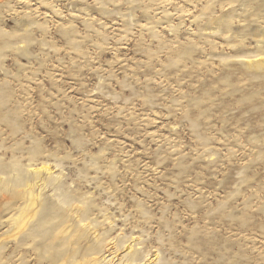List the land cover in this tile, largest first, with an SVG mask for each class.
I'll return each mask as SVG.
<instances>
[{"label": "clouds", "instance_id": "9594fccd", "mask_svg": "<svg viewBox=\"0 0 264 264\" xmlns=\"http://www.w3.org/2000/svg\"><path fill=\"white\" fill-rule=\"evenodd\" d=\"M123 3L124 0H107L100 7H118ZM130 3L141 14L160 13L165 17L183 16L192 17L193 20L203 19V12L209 10L205 8L197 12L195 8L191 11L181 9L175 0H130ZM173 5L179 10L169 11ZM229 9L237 10L234 22L243 23L241 18L248 14L244 0H226L220 6L221 12ZM42 27L45 31H51L47 26ZM206 43L207 47L197 44L191 37L178 38L173 25L159 19L156 22L140 20L136 24L130 20L127 24L121 21L114 27L96 14L85 20L83 28L68 25L64 28V35L57 33L49 39L8 32L0 35V124L7 127V130L0 128V161L4 165V177L0 181V218L13 211V202L23 190L12 171V162L16 159L24 162H54L49 164V181L59 175L62 190L73 199H79L89 189L94 192L101 183H104L107 192L116 195L113 186L120 189L121 184L117 181L118 178L122 181L123 173L130 172L137 165L147 167L139 159L133 160L136 153L124 150L122 142L117 141L114 146L123 157L120 161L123 167L113 165L102 171L85 161L79 152L73 151L70 142L65 145L70 155L64 152L55 156L47 155L55 150V145L45 143V154L36 157L32 154L34 137L43 136L49 124L70 123L79 119L88 120L93 131L99 133V140L112 144V138L99 132L96 124L103 123L105 118L154 123L148 113L141 110L147 106L151 113L162 115L167 111L169 121L164 128L168 129L169 134L162 138L156 137L154 133L145 135L154 136L156 148L168 143L169 150L177 154L172 167L177 166L175 161L187 158V162L181 166L191 168L198 178L197 182L185 183L183 187L176 183L163 188L156 185L163 196L158 197L160 207L155 212L152 211L153 205L142 198L153 195L143 186L136 188V193L141 195L133 193L130 196L135 203L142 202L149 207L154 220L158 222L153 242L159 249L160 264H264V154L256 153L252 147L255 141L245 143L236 133L224 135L221 128H215V125V132L210 133L209 139L215 140L216 133H219L223 141L221 148L214 150L215 157L211 160L206 153L198 151L199 137L193 139L195 147L191 148L181 138L182 133L187 134L192 130L186 106L192 94L179 87L188 82L189 75L185 79L180 77L181 73H188L185 67L192 68L196 63L190 55L185 59L184 50L195 45L207 57L209 49L215 51L219 45L215 41ZM120 49L125 50L123 56L117 55ZM129 52L132 54L129 55ZM103 53L114 57L107 59V64L120 62L121 68L128 67L132 72L144 73L143 79L131 76L130 81L129 72H124L123 78H119L115 76V69H101L99 60ZM174 56H180L182 60H174ZM258 59L264 61V55ZM85 70L107 72L108 77L114 79L115 85L121 88H133L134 84L146 83L167 85L173 89V97L167 103L151 104L145 97L139 96V109L135 105L129 107L127 99L123 104H117L120 96L108 77L100 76L94 86H86L80 82L83 80L80 73ZM68 77L77 82L73 83ZM170 80L175 83L169 84ZM106 83L112 88V94L105 93L102 86ZM190 87L195 88L193 84ZM95 94L112 101V104L108 105L99 99L92 102ZM224 94L218 93L220 96ZM216 98L209 97L200 103L210 104ZM210 111V107L205 108L201 115ZM21 117L25 118L23 130L17 123ZM212 119L213 115H207L205 123ZM117 130L122 131L119 125ZM4 140L10 142L5 144L2 142ZM232 141H235L234 145ZM234 161L238 166L232 179L221 188L220 181L224 176L221 170ZM153 171L158 176L164 175L158 166ZM90 172L95 174L90 175ZM101 176L104 180H100ZM212 182L215 184L209 188ZM186 184H191V187H186ZM169 188L173 190L169 191ZM194 214H197L195 223ZM17 235L21 239L17 240ZM3 240L6 244L9 240L15 241V247L8 245L12 255L5 257L3 264H27L32 253L36 254L33 264H61L59 257L48 250L44 237L37 230L25 229L16 235L6 230ZM17 252H20L19 256Z\"/></svg>", "mask_w": 264, "mask_h": 264}, {"label": "rangeland", "instance_id": "374dc122", "mask_svg": "<svg viewBox=\"0 0 264 264\" xmlns=\"http://www.w3.org/2000/svg\"><path fill=\"white\" fill-rule=\"evenodd\" d=\"M106 2L107 0H0V35L8 32L49 39L57 33L64 35V28L68 25L83 28L85 20L96 14L114 27L121 21L127 24L130 20L136 24L140 20L156 22L159 19L173 25L174 32L180 39L191 37L197 44L205 47L207 41H215L219 47L215 51L209 49L207 57L195 45L184 50L185 59L190 55L196 63L192 68L185 67L189 74L181 73L180 77L185 79L189 75L188 82L179 87L192 94L190 101L186 102L187 117L192 122V130L187 134L182 133L181 138L191 148L195 147L193 139L199 137L198 151L206 153L211 160L215 157L214 150L221 148L223 137L216 133L215 140H210L209 135L215 132V128H221L224 135L236 133L245 143L255 141L252 147L256 149V153L264 154V61L258 59L264 55V0H244L248 14L241 18L243 23L234 22L237 10L220 11V6L226 0H175L181 9L188 11L195 8L197 12H202L208 8L207 12H203L201 20L183 16L165 17L160 13L141 14L131 6L130 0H124L118 7H100ZM178 10L174 5L169 8V11ZM42 26H47L51 31H45ZM124 54V49L117 52L120 56ZM109 58L114 59L109 53L101 54V69H115V76L119 78H123L124 72H129L130 81L131 76H140L143 79L144 73L132 72L128 67L121 68L120 62L107 64L106 60ZM173 59L180 61L182 57L174 56ZM80 76L83 77L80 82L86 86H94L100 76L108 77V73L85 70ZM67 79L77 82L72 77ZM108 79L115 85L114 79ZM172 83L175 81L170 80L169 84ZM192 84L195 88L190 87ZM102 87L106 94H112V88L107 83ZM115 87L120 96L117 104H123L127 99L129 107L135 105L138 109L141 103L139 96L145 97L151 104L167 103L173 97V89L167 85L146 83L134 84L133 88H121L119 85ZM219 92L225 94L220 96ZM213 96L217 98L210 104L200 103L201 100H208ZM97 99L108 105L112 104V101L106 100L100 94H95L92 102ZM209 107L211 111L201 115L203 109ZM141 110L148 113L149 119L154 123L105 118L103 123L96 124L99 132L112 138V144L99 140V133L93 131L88 120L79 119L70 123L49 124L43 136L34 137L32 154L36 157L45 154V143L55 145V150L47 155L55 156L61 152L70 155L65 149V145L70 142L73 151L79 152L85 161L103 171L113 165L123 167L120 164L123 157L114 146L120 141L124 150L136 153L133 160L139 159L147 167L137 165L130 172L123 173L122 181L120 178L117 181L121 184L120 189L113 186L116 195L107 192L104 183H101L94 192L89 189L79 199H73L62 190L59 175L49 181V164L54 162L14 160L12 171L23 190L13 202V211L0 218V264H3L5 257L12 255L8 245L15 247L13 240H9L7 244L4 242L6 230L16 235L25 229L39 231L48 250L59 257L61 264H160L159 249L153 242L158 222L154 220L149 207L142 202L135 203L130 196L133 193L141 195L136 193V188L143 186L153 195L142 198L153 205L152 211L155 212L160 207L158 197L163 196L156 185L163 188L176 183L183 187L185 183L197 182L198 178L191 168L181 166L187 162V158L175 161L177 166L172 167L177 154L169 150L168 143L156 148L154 136L145 135L154 133L156 137L162 138L169 134L168 129L164 128L169 121L167 111L161 115L158 112H149L147 106ZM210 114L213 119L205 123V118ZM24 119L21 117L17 120L21 130ZM117 125L122 131L117 130ZM0 128L7 130L5 124H0ZM2 142L7 144L10 141ZM231 143L234 145L235 141ZM157 166L159 171L164 172L163 176H158L153 171ZM237 166L234 161L221 170L224 173L220 181L221 188L231 181ZM165 169L169 171H164ZM3 170V162L0 161V181L4 177ZM189 177L192 178L191 181ZM100 180H104V177L101 176ZM214 184L212 182L208 187L211 188ZM186 187L190 188L191 184H186ZM172 190L169 188V191ZM196 215H193L194 223ZM16 238L21 239L19 235ZM16 255L19 256L20 252ZM35 259L36 254L32 253L27 264H33Z\"/></svg>", "mask_w": 264, "mask_h": 264}]
</instances>
